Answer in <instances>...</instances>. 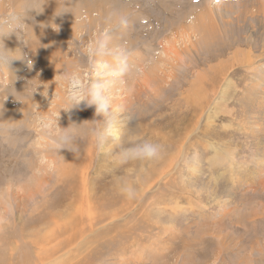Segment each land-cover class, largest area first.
I'll return each instance as SVG.
<instances>
[{"label": "rangeland", "instance_id": "rangeland-1", "mask_svg": "<svg viewBox=\"0 0 264 264\" xmlns=\"http://www.w3.org/2000/svg\"><path fill=\"white\" fill-rule=\"evenodd\" d=\"M113 1L116 2V8L113 9L120 8L121 4L125 5L129 17L128 28L115 25L90 30L87 12L84 9L79 19L83 22L82 27H79L82 32L78 33L79 39L76 40L73 35L64 32L66 21L62 15L53 19L59 26V31L65 34L64 38L67 39L65 42L60 41L62 59L67 60L66 53L71 46L74 49L71 58H77L81 66L79 70L83 77L81 80L78 79V86L86 87L96 76L93 63L105 59L92 55L95 45L100 41L97 30L101 35L115 33L116 38H119L118 45L125 43L128 45L129 63L134 74L126 82H129L127 90L132 91L131 87L137 84V87L143 86L141 81L143 72L151 74L160 59L163 61L158 67L166 71V74L162 71L165 75L160 77V79L164 78V81H151V84L147 85L148 93L141 94L137 100L132 98L134 103L131 111L135 112L134 118L131 119L127 134L122 136L119 145L114 139L110 140V149L114 144L115 149L112 148L110 151L112 156H109V160L107 154H98L100 144L91 135V130L98 127L96 121L99 122L102 118H96L94 109L90 111L93 107L89 108L84 102L78 106L79 114L74 123L68 121L63 112L51 111L46 115L45 112L40 113L36 107L31 116L26 118L30 119V125L26 120L28 127L23 124L18 126L4 124L3 127L0 123V264H264V180L262 183L244 184L251 173H248V169L256 167L255 164L252 167L246 164L252 158L255 160L261 158V155L255 154V146L251 150L249 144L248 148L249 140L244 135V131L250 123L251 111L248 115L244 113L254 105L249 104L252 102L250 97L260 92L262 87L250 81L249 71L242 69L240 65L233 67L231 64L235 52L250 53L258 63L260 59L264 60V25H259L257 22L249 24L251 22L249 15L244 12L243 16L248 18L235 27L236 30H240L236 34L240 41L238 46H233V49H230L232 44L229 40L232 37L228 29L222 27L225 26L224 23L233 21L238 13V5L246 9L254 4L253 1L260 3L263 0ZM6 4L7 13L6 16H0V23H3L0 27L5 26V23L9 26L11 22L16 26L12 28L13 30L24 28L23 16H18L17 12L10 10L9 3ZM37 5L35 0L28 1L26 6L22 5L23 13L35 15L34 12L39 11ZM225 5L233 12V16H222ZM130 7L134 9L131 10ZM4 17H7L5 18L7 20ZM203 17H205L204 21H208V18L217 19L216 22L224 30L221 29L217 33L219 27H211L215 35L207 40V46L200 48L201 46L198 45L194 48L191 45L193 42H198L199 38L183 40L185 36L181 33L187 25H194ZM184 32L187 33L188 30L185 29ZM4 33L5 31L0 29V35L6 36ZM245 36L248 43L241 39ZM112 40L116 41L113 38ZM29 44L25 42V49L30 47ZM169 44H172L171 49ZM174 45L179 50L176 57L179 56L178 60L181 61H178L180 67H175L172 71L176 73L174 77L169 78L172 68L168 63L172 57L176 59ZM188 47L193 51L189 50L191 51L189 52ZM1 49L0 45V74H2L0 93L1 91L10 93L8 91H12V88L17 91L20 87H30V95L38 96L40 92L37 90L41 85L37 79L43 76L58 83L59 75L56 78L52 75L46 76L48 72L45 73L41 67L37 70L31 67V57H25V60L18 63L17 59H10L9 55L6 57ZM221 49L223 54L220 56ZM229 64L231 65L224 71L222 67ZM137 69L138 73L135 71ZM256 71L258 72V69ZM11 72L17 76V80L12 83L9 79ZM212 74H217V78L222 76L221 82L219 81L217 88L214 89L210 81L214 76ZM204 75L209 78V80L204 79V87L209 88L206 89L212 107L215 100L221 103L217 117L213 118L214 125L209 129L205 128L203 140L197 137L198 131L192 134V130L196 122V127L202 129L203 120H207L205 117L207 112L202 113L210 107L201 111L204 119L201 120V124L198 123V116L194 119L191 116L193 114L190 113L192 111L190 102L194 99L192 97L194 92L189 93L186 90ZM228 77L231 80L229 86L225 85L224 79ZM252 82L253 85H250ZM58 85L60 86L59 83ZM61 86L65 97L76 91L73 86L66 84ZM162 87L164 89H161ZM222 91L225 95H222ZM16 97L20 96L12 93L9 98L14 100ZM260 100L258 98V102ZM52 101L50 100V103L53 104ZM206 103L209 104V101ZM226 107H229L231 112ZM60 108L65 114L68 113L66 107ZM48 110L50 111L51 108L48 107ZM56 122L60 128H67L71 124L80 125V136L73 152L62 149L58 152L60 155L49 157L52 154L50 133L52 128L57 126ZM41 130L45 131L43 135L40 134ZM170 138L175 139L176 142L178 140L180 144L175 145ZM144 140L163 144L166 151L161 159L164 160L168 159L170 154L177 153L179 145H188L190 163L189 166L187 165V171L184 170L185 166L180 170L176 165L165 169L168 175H165L166 177L160 175L157 178L163 181L150 187L149 190L152 192L142 195L139 201H129L118 194L117 181L121 180L130 186L139 187L138 174L144 165L147 169L150 162L130 161L121 164L119 153L122 149ZM225 142H229L233 148L237 145V154H239L235 160L238 164L233 167H210L207 160L216 151L212 147L221 146ZM256 142L257 137L253 140V143ZM47 143L50 146L47 147ZM251 152L255 156H251ZM57 157L64 160L63 165L61 161L58 162V166L57 163H51V160ZM78 158L79 164H74L77 166V172L84 170L89 174L84 178V182L88 195L86 202L91 205H84L83 213L73 209L72 204L78 203V200L74 199L73 184L71 186L68 180L58 182L59 184L52 187L53 190L49 193H46L47 188L43 193H38L37 204L26 199L27 193L34 192L31 188L33 185L36 188L42 178L50 174L57 181V167L62 172L64 166L68 169V163L72 160L75 162ZM89 158L92 159L91 168L88 165L91 161ZM160 160L154 162L161 165ZM191 166L196 167L197 172L189 170ZM85 167L89 168L88 171ZM159 169L161 171L160 167ZM257 173L259 172L256 171ZM185 175L187 180L184 183L188 190L182 187L184 183L181 180L186 177ZM254 178L255 176L252 179ZM76 187H80V184L78 183Z\"/></svg>", "mask_w": 264, "mask_h": 264}, {"label": "bare ground", "instance_id": "bare-ground-1", "mask_svg": "<svg viewBox=\"0 0 264 264\" xmlns=\"http://www.w3.org/2000/svg\"><path fill=\"white\" fill-rule=\"evenodd\" d=\"M28 1H30V0H8L7 2H6V0H0V16L5 15L7 13V9H6L7 4L6 3H9L10 10H14L15 12H17L18 16H20V15L23 16L22 19L24 18V20H25L24 25H22L25 27L22 29L19 28V30H13L12 28H14L16 26L11 22H10L9 26H7L5 23V26L0 27V29H3V31H5L4 34L6 35V36L0 35V45L2 47V49H1L2 53L6 54V57H8V55H9L10 59L11 58L17 59L18 63L22 62V60H25V57H31V59H30L31 60L30 61L31 67H33L35 70H37L38 68L41 67V69H44L45 73L48 72V73H46V76L52 75L53 77L56 78L59 75L58 77H60V78L58 80V83L60 84V86L62 84H65V83H63L62 78L64 77V75L66 73L78 74V77L81 80L83 77L82 73L79 70V68L81 66H80L77 58H75V59L71 58L73 56V52H74V49H72L71 46L69 47L68 53H66L67 54L66 56L68 57L67 60L65 58L62 59L63 53H62V50L60 48V44H62V43H60V41L65 42L67 39L64 38L65 34H62L59 31V26L53 21V19H54V17L56 18V17L62 15V17L64 18V21H66V24L63 27L64 32L67 35H73V38H75L77 40V39H79L78 33L82 32L81 30H79V27H82V25H83V22H81L79 20L81 17V11L82 10L85 9L87 12V21H88V27L90 30L96 29V28L104 29L106 27H113V26H115V24L109 22L107 17H108L109 12L112 11L113 8H116L115 7L116 2H114L113 0H104V1H100V2L97 0H94V1L93 0H38V2H37V0H35L38 3L37 7H38L39 11L37 13L34 12L35 15H33V14L27 15L26 13H23L24 8L22 7V5L26 6V3ZM253 3L254 4L249 5V7H247V5H245V7H247L246 9L243 6L238 5L237 6L238 7V13L232 19L233 21L224 23L225 26H222L225 29L226 28L228 29L229 34L232 37L231 39H229L231 44H232V45H230V47H231L230 49H233V46L239 45V41H240L239 39L240 38L237 37L236 34H238L240 32V30H238V29L236 30L235 27H237V25L239 23L247 20L248 17L243 16L244 12H245V14L249 15V19L251 21V22H249V24L257 22L259 25H264V4H263L264 0L260 3L253 1ZM118 9H122V10L126 11V13H127V10L125 9V5H123V4H121L120 8H118ZM130 9L133 10L134 8L130 7ZM232 14H233V12L227 8V5H225L224 14L222 16L229 15V17H231V16H233ZM5 18H7V17H4V19ZM12 18H14V17L12 16ZM2 19H3V17H2ZM5 20H7V19H5ZM204 20H205V17L200 18V22H198L194 25H187V27L184 28L183 30L185 31V29H186V30H188V32L186 33L183 31L181 33L182 35L185 36V38L183 40H187V38H191V39L192 38H196V39L199 38V39H197L198 42L192 43L191 46L194 48H197L198 45L201 46L200 48L207 46V44H208L207 40L212 38L215 35V32L213 29H211V27H219L217 33H219L221 29L224 30L222 27H220L218 25V22H216L217 19L211 20L208 18L207 19L208 21H204ZM10 21H12V20H10ZM2 24L3 23H0V25H2ZM22 26H20V27H22ZM231 28H232V30H231ZM45 32H49V33H45ZM110 33L111 32H109V34ZM61 35H63V36H61ZM97 35H100L97 37H100V41L105 40L109 47H114V46L118 45L117 42H118L119 38L118 39L116 38L115 33L114 34L112 33L110 35H108V34L101 35L100 31L97 30ZM111 37L113 39H116V41L112 40ZM23 38H26V40H23ZM246 38H247L246 36L243 38L241 37V39H244L246 41V43H248ZM202 41H204V43H201ZM25 42L30 43L29 44L30 47L25 49V47H24ZM66 45H68V42L66 43ZM169 45H170L169 49H171L172 44H169ZM18 47H20V48L18 49ZM177 48L178 47L176 45L173 46V49H175L174 54H175L176 59H173V57H172L168 63L170 65V67L172 68V70L170 71V75L167 73L169 75V78L176 74V73L174 74L172 72V71H174L173 69L175 67H178V66L180 67V65H178V64H180L178 61H181V60H178L179 56L176 57V55L179 53V50H177ZM217 48H219V47H217ZM187 49H188V51L191 50L190 47H188ZM191 51H193V50H191ZM191 51H189V52H191ZM166 52L168 53V50ZM166 52H165V54H166ZM219 53L221 56L223 54V50L221 49ZM216 55H217V53H216ZM180 57H181V55H180ZM27 59H29V58H27ZM105 59H108V58L105 57ZM155 61H157V60H155ZM161 61H163V60L160 59L158 64H160ZM26 62H27V60H26ZM259 62L260 63H258L256 58L253 57L252 54L246 53V52L245 53L235 52L233 58L231 59V64L233 67L235 65H237V66L240 65V67H242V69H246L247 71H249L251 73V76L248 77V78H251L250 81L252 80V81L256 82V86L262 87L260 92L255 93V94H253L254 96L250 97L252 99V102H250L249 104H254V105L251 106L249 110L246 109V111L244 113V115H248L249 112L251 111V117H250V123H249L250 128H249V124H248L247 129L244 131V135L249 140L248 148H249V144H251L250 145L251 150H253V146H255L256 147V149H255L256 153L255 154H258L259 156L261 155V158L256 159V160L254 158H252L249 161V163L246 164L248 167H252L253 164H255L256 167L248 169L249 170L248 173H250V172L251 173L249 174V178L247 177V179L245 180V182H244L245 185L250 184V183L255 184L256 182L262 183L264 180V60L260 59ZM28 63H29V61H28ZM158 64L157 63L155 64V66L153 67V69L151 71L152 72L151 74H146L143 72L144 75L141 76V81L143 83V86L139 85L140 87L139 86L137 87L138 84L134 85V87H131L132 91L130 90L131 91L130 92L129 90H127L129 88V82H128L122 86L120 85V87H114L111 90V98L113 100L114 105L117 108V111L119 113V117H118V120L116 123V127L108 135V138L105 139L102 143H100V145H99L100 151L98 153V154H103V155L107 154L108 160L110 158L109 156H112V154L110 155V151H112V148L115 147V144H114V146L110 149V144H109L110 140L114 139L116 141L115 143H117V144L120 143V141L123 138L122 136L124 134H127V130L129 128V124H130L131 119L134 118L135 112L131 111V106L134 103L132 101V98L137 100V99H139V96H141V94L148 93V92H146L149 89V87H147V85H149V83L151 84V81H153V82L164 81V78L160 79V77H163L166 74V71L161 70L162 68L159 69ZM200 64H202V63H200ZM231 64H229L225 67H222L223 70L226 71L225 69H227ZM19 65L21 66V64H19ZM257 66H259L260 68H257ZM24 67H25V65H24ZM161 67H164V66H161ZM257 69H258V72L256 71ZM162 71H165V74H162L163 73ZM233 72H235V71H233ZM260 72L262 74L257 75V73H260ZM11 74L12 75L9 76V79H10V82L12 83L15 80H17V76H16V74H14V72H11ZM17 74H19V73H17ZM0 75L2 76V74H0ZM168 75H166V76H168ZM212 75H214V74H212ZM216 75H214V76H212V78H210L212 89H214L216 86H218L217 84L222 79V76L217 78ZM4 76H6V75H4ZM40 77H42V76H40ZM46 78L47 77L43 76L42 78L37 79L41 85V87H38V90H37L38 92H40L38 96L30 95V87H20L17 91H15L16 90L15 88H14V90L12 88L11 90L13 92L8 91L10 93H7V94H6V92L1 91V93H0V123L3 124V127H4V124L6 126H9V125L10 126H18L21 124H23L24 126H27L26 120H28V124H29L30 119H26V118H29L31 116V113L34 112L35 107L37 109H39L40 113L45 112L46 115H49L51 111L55 112V113H62L63 112L65 117L68 119V121L70 120V122H73V123L76 121L77 115L79 114V108L75 107L73 109L68 110V107H66L64 105L65 93L63 91L62 86L60 88V86L58 85L57 82H54L52 80L50 81ZM205 78H206L205 75L203 77L202 76L199 77L196 81V84L190 85V87H188L186 90L187 92L189 91V93L191 91L194 92V94H192V97L194 99L190 102V109L192 110L190 113L193 114L191 116H193L194 119L196 116H198L197 117L198 123L201 124V120L204 119V118H202L203 117L202 114H205L207 112V115L205 116L207 120H205V119L203 120L204 126L202 127V129L196 127L197 126V122H196L195 127L192 130L193 131L192 134L196 133L195 131H198L197 137L202 138L203 140H204V136H205V128L209 129V128H211L212 125H214L215 120L213 118L217 117L216 115H218V112L220 110L219 109L220 108L219 103H221V101L215 100L213 102L214 106L212 107V103L209 100V94H208V90H207L209 88H208V86L204 87V79ZM252 78H254V79H252ZM95 79H96V76L92 80H95ZM224 79H225V85H227V86L231 85V80L229 79V77L224 78ZM206 80H209V78L207 77ZM226 82H227V84H226ZM131 84H132V82H131ZM12 85H14V84H12ZM250 85H253V82ZM12 87H15V86H12ZM125 88H126V90L124 91ZM161 89H164V88L162 87ZM115 91H118L119 93L116 94L117 92L114 93ZM12 93H14L16 96H20V97L19 98L16 97V99H14V100L9 98L10 94L12 95ZM8 94H9V96H8ZM213 95H215V93H213ZM222 95H225V92L222 91ZM26 97H29V98L24 99ZM258 98L261 99L259 102H258ZM23 100L24 101L26 100V101L24 102ZM50 100H53L52 101L53 104L50 103ZM206 101H209V104H207ZM44 102L49 103V105L45 104ZM15 103H17V105H15ZM33 104H34V107H33ZM144 105H145V103H144ZM61 106L66 107V111L68 110V113L65 114V111L60 108ZM48 107L51 108L50 111L48 110ZM92 107H89V108H92L90 111H93V109H94L93 113L95 114L96 118L99 119L101 116H97L96 112H95V107L94 106H92ZM207 107H210V108H208L207 111H205L204 113L201 114V111L203 112L204 110H206ZM36 108H35V110H36ZM226 108L228 111L230 110L229 107H226ZM229 112H231V111H229ZM32 115H34V114H32ZM101 118L103 119V117H101ZM99 121H101V120H99ZM189 122H187V123H189ZM195 128H197V129H195ZM177 129H178V127H177ZM44 133H45V131L41 130L40 134L43 135ZM113 137H115V138H113ZM129 137H131V136H129ZM133 137H134V135H133ZM179 137L181 138V136H179ZM256 137H257V142L253 143V140ZM211 138H213V137H211ZM213 139H215V138H213ZM174 140L175 139L170 138V141L174 142L175 145L180 144V143H178L179 142L178 140H177V142ZM118 145H117V147H118ZM48 146H50L49 143H47V147ZM212 148L216 149V151L214 152V154H211V156H209L210 158H208V160H207L208 165L210 167H212V168H218L220 166L233 167L236 165L237 161L235 160V157H237V155L239 154V153L237 154V151H238L237 145L233 148L229 142H225L221 146H215ZM97 149H98V147H97ZM196 150L197 149L195 148L194 151H196ZM189 151L190 150L188 149V145H181V146L179 145V151H177V153H174L172 155L170 154V156L168 155L169 156L168 159H165V160L159 159L160 161H162L161 165L158 162L157 163L156 162H153V163L150 162L149 167H147V169L144 168L146 166V165H144V167H143L144 171H143V169H141V172L138 174V178H137V181L139 182L138 185L140 188L141 197H142V195H146V193H148L150 191L152 192V190H149V189H150V187L154 186L155 183H157V184L160 183V181L162 179L161 180L157 179L160 175H163V176L168 175V172L166 173L165 169H170L169 167L176 165L180 170H181V167L185 166L184 170L187 171L186 168L189 166V163H190ZM42 153H43V151H42ZM57 154H58V152H55L52 150V154L49 157L55 156ZM250 154H251V156H255L252 152ZM58 155H60V154H58ZM67 157H68V155L65 156V158H67ZM92 157H93V155H92ZM91 158H89V160ZM72 159L74 160V158H72ZM92 159L90 162L88 161L89 162V164H88L89 168L92 167L90 165V163L92 162ZM62 160L63 159L61 157H57L56 159L53 158L51 160V163H53V164L57 163V166H58L60 163L59 161H61V163L63 165L64 160L63 161ZM69 160H71V158ZM73 160L70 161V163H68V161H67L68 169H66L67 166H64L63 169H65V170L62 169V172H61L60 168L58 169V167H57V171H56L57 172V175H56L57 181H55L52 177V174L49 173L50 175L48 177L46 176L45 178H42V181L39 183V185L36 188L32 184L34 188L31 186L30 187L34 190V192L32 194L27 193L26 199L31 203L37 204L36 195L38 193H40V192L43 193V190L45 191L46 188L48 189L46 193H49V192H51V190H53L52 187L59 184L58 182L63 181V180H68L71 183V186L73 184V189L75 191V195H73V194L72 195H73L74 199L78 200V203L72 204L73 209H75V211L79 210L80 213H83V206L84 205H88V206L91 205V204H88L86 202V200L88 199V195L86 194L85 182H84V178L86 177V175L88 176L89 174H87L88 172L85 173L84 170H82L80 173H78L77 172V166H74V164H77V165L79 164V162H78L79 158L75 162H73ZM87 167H85V170L87 169ZM159 167L161 168V171H160ZM88 169H87V171H88ZM189 170L197 172V168L194 166H191ZM256 171H258L259 173L256 174ZM164 172H165V174H163ZM186 174H187V172H186ZM141 175H143L145 177V180L143 183L140 184ZM254 176H255V178L252 179ZM186 180H187V176L185 178H183L181 180V182L184 183V182H186ZM78 183L80 184V187H76V185ZM185 185H186V183H184L182 185L183 189L184 188L187 189V187ZM61 187L62 186L60 185L59 188H61ZM68 187H69V185H68ZM144 198H145V196H143L142 199H144ZM90 210H91V208H90ZM71 212H72V210H71ZM80 213H78V214L80 215ZM78 214H76V215H78ZM69 216L71 217V214Z\"/></svg>", "mask_w": 264, "mask_h": 264}, {"label": "clouds", "instance_id": "clouds-1", "mask_svg": "<svg viewBox=\"0 0 264 264\" xmlns=\"http://www.w3.org/2000/svg\"><path fill=\"white\" fill-rule=\"evenodd\" d=\"M107 19L121 28H127L129 23L126 11L118 8L110 11ZM92 55L94 57H107L108 59H101L99 62L93 63L96 79L90 81L86 87L78 86V75L70 73L64 75L63 83L76 89L74 94L64 98V105L68 107V110L78 107L81 102L89 107H95L96 115L103 117V119L99 122L96 121L98 127L91 130V135L100 144L108 138V135L116 127L119 117L111 98V90L117 85H124L134 74V70L129 63L130 50L126 43L109 47L105 40L98 41ZM135 71L139 72L138 69ZM56 125L50 133L52 150L59 152L62 149H67L73 152L80 136V125L71 124L67 128L58 127V122ZM165 151L163 144L144 140L122 149L119 153V161L121 164H127L130 161L154 162L161 159ZM144 180L145 177L141 175L140 184ZM116 190L126 200L139 201L141 199L139 187L130 186L121 180L117 181Z\"/></svg>", "mask_w": 264, "mask_h": 264}]
</instances>
